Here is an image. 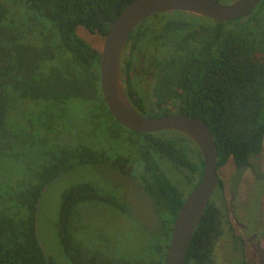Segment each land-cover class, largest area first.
<instances>
[{
	"label": "trees",
	"instance_id": "trees-1",
	"mask_svg": "<svg viewBox=\"0 0 264 264\" xmlns=\"http://www.w3.org/2000/svg\"><path fill=\"white\" fill-rule=\"evenodd\" d=\"M133 1L0 0V264H54L36 236L38 200L73 167L102 162L150 199L162 246L149 264H164L184 191L194 189L203 173L201 154L179 133L140 134L118 124L101 92L99 52L77 34L81 27L104 37ZM120 71L123 82L126 74L134 84L130 101L143 116L178 113L208 125L218 176L229 162L234 181L254 169L252 159L264 149V0L251 15L229 23L181 12L152 16L129 36ZM101 133L121 147L115 163L109 144L95 142ZM110 196L99 200L89 184L63 193L59 235L70 264H129L72 240L78 207L108 197L112 202ZM126 207L118 210L126 214ZM228 216L219 178L184 264H215V246L225 238L244 257V240Z\"/></svg>",
	"mask_w": 264,
	"mask_h": 264
},
{
	"label": "rangeland",
	"instance_id": "rangeland-1",
	"mask_svg": "<svg viewBox=\"0 0 264 264\" xmlns=\"http://www.w3.org/2000/svg\"><path fill=\"white\" fill-rule=\"evenodd\" d=\"M77 34L92 48L101 51L104 37L81 27ZM98 138L100 141L95 142L108 146L109 140H103L102 133ZM111 150L109 158L115 163L121 147L113 143ZM252 164L254 169L246 170L235 181L231 162L219 170L229 222L235 234L244 240L245 255L234 254L233 244L225 238L215 246V264H264V149L252 159ZM85 184L94 187L99 200L110 190L119 192L127 205L125 213L128 216L107 207L105 202L83 203L72 219L73 242L113 262L149 264L158 258L157 249L161 248L162 239L150 199L134 181L102 162L73 167L46 186L40 196L36 236L50 261L70 264L59 235L60 202L65 191ZM192 190L188 187L184 192L188 196Z\"/></svg>",
	"mask_w": 264,
	"mask_h": 264
},
{
	"label": "water",
	"instance_id": "water-1",
	"mask_svg": "<svg viewBox=\"0 0 264 264\" xmlns=\"http://www.w3.org/2000/svg\"><path fill=\"white\" fill-rule=\"evenodd\" d=\"M260 2L234 0L223 4L217 0H134L124 7L104 36L99 52L100 87L114 120L135 133L175 132L184 135L196 145L202 157L203 173L177 212L164 264L185 263L191 238L219 186L217 148L210 128L201 119L178 113L150 118L136 111L125 94L122 82L120 62L124 48L134 29L152 16L181 12L229 23L251 15Z\"/></svg>",
	"mask_w": 264,
	"mask_h": 264
},
{
	"label": "flooded vegetation",
	"instance_id": "flooded-vegetation-1",
	"mask_svg": "<svg viewBox=\"0 0 264 264\" xmlns=\"http://www.w3.org/2000/svg\"><path fill=\"white\" fill-rule=\"evenodd\" d=\"M234 1V0H233ZM233 1H231V3L233 2ZM130 75H131V77H132V79H134V72H131V73H129ZM122 82H123V79H122ZM123 87H124V91H125V94H126V96H127V98H128V100L130 101L131 100V96H132V94H131V92H132V87H135L134 86V84L132 83V84H130V82L128 81V77H127V75L125 74V78H124V82H123ZM127 92L129 93V94H127ZM130 103H131V101H130ZM132 104V103H131ZM133 106V105H132ZM134 107V106H133ZM137 111V110H136ZM112 143L111 144H109V146H108V148L106 149V150H109V151H111V148L110 147H112ZM110 153V152H109ZM114 154V153H113ZM110 192V191H109ZM109 192L106 194L107 196H110L111 198H112V202H111V200L109 199V197L107 198V199H104V204H106V206L107 207H110V208H113L114 210H116V211H118V213L119 214H121V215H125V216H128V213L126 212V214H124L123 212H121L120 210H118V208H121V204H125V200L122 198V196H121V194L119 193V192H116V191H114V190H112V192L109 194ZM115 204L116 205V207H114V206H112V205H110V204Z\"/></svg>",
	"mask_w": 264,
	"mask_h": 264
}]
</instances>
